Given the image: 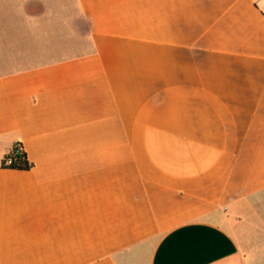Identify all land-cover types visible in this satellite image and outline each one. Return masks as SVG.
Returning <instances> with one entry per match:
<instances>
[{"label": "crops", "instance_id": "obj_1", "mask_svg": "<svg viewBox=\"0 0 264 264\" xmlns=\"http://www.w3.org/2000/svg\"><path fill=\"white\" fill-rule=\"evenodd\" d=\"M0 264H264V0H0Z\"/></svg>", "mask_w": 264, "mask_h": 264}, {"label": "trees", "instance_id": "obj_2", "mask_svg": "<svg viewBox=\"0 0 264 264\" xmlns=\"http://www.w3.org/2000/svg\"><path fill=\"white\" fill-rule=\"evenodd\" d=\"M33 163L28 160L27 154L21 144H16L12 151L5 156L1 167L12 170H30Z\"/></svg>", "mask_w": 264, "mask_h": 264}]
</instances>
